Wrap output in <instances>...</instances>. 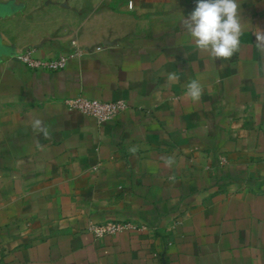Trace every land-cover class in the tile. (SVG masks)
Wrapping results in <instances>:
<instances>
[{
	"label": "crops",
	"instance_id": "obj_1",
	"mask_svg": "<svg viewBox=\"0 0 264 264\" xmlns=\"http://www.w3.org/2000/svg\"><path fill=\"white\" fill-rule=\"evenodd\" d=\"M238 4L239 50L213 59L180 27L196 0H83L71 30L35 42L12 28L30 0H0V264H264V0ZM73 39L88 52L56 71L15 58ZM76 96L126 108L97 124ZM106 221L132 228L87 229Z\"/></svg>",
	"mask_w": 264,
	"mask_h": 264
},
{
	"label": "clouds",
	"instance_id": "obj_2",
	"mask_svg": "<svg viewBox=\"0 0 264 264\" xmlns=\"http://www.w3.org/2000/svg\"><path fill=\"white\" fill-rule=\"evenodd\" d=\"M238 0H196V6L187 17L180 20V27L191 38L195 47L213 59H229L239 50L242 24L239 17ZM257 50L264 53V29L253 32ZM167 80L175 82L178 76L169 73ZM186 94L193 101L199 100L202 87L198 80L186 85ZM33 130L48 137L47 127L40 119H35ZM135 151V149H132ZM168 163L172 160L169 158Z\"/></svg>",
	"mask_w": 264,
	"mask_h": 264
},
{
	"label": "built area",
	"instance_id": "obj_3",
	"mask_svg": "<svg viewBox=\"0 0 264 264\" xmlns=\"http://www.w3.org/2000/svg\"><path fill=\"white\" fill-rule=\"evenodd\" d=\"M128 6L132 7L131 1H129ZM71 44L74 47L71 51L61 53L56 57H37L33 55L32 50H25L18 53L15 58L33 70L56 71L64 68L71 57H79L88 52L86 49L77 46L74 39L71 40ZM96 49H100V47H96ZM65 104L69 110H75L93 117L97 124L113 120L116 115L126 108V103L121 99L104 101L83 96L68 98L65 100ZM130 228H132L130 223L119 221L90 222L87 225L88 231L95 238L114 235Z\"/></svg>",
	"mask_w": 264,
	"mask_h": 264
},
{
	"label": "rangeland",
	"instance_id": "obj_4",
	"mask_svg": "<svg viewBox=\"0 0 264 264\" xmlns=\"http://www.w3.org/2000/svg\"><path fill=\"white\" fill-rule=\"evenodd\" d=\"M76 1L72 4V8H68L74 0H30L34 6L33 15H27L23 22L15 21L16 23L12 25L13 30L16 31L14 38L35 42L47 36L71 30L73 26H69V23L76 21L79 14V11L77 14L74 11L75 5H79V2L83 0ZM59 3L65 4V9L59 10ZM54 11H56L55 14ZM58 18L62 20L60 24H58Z\"/></svg>",
	"mask_w": 264,
	"mask_h": 264
}]
</instances>
